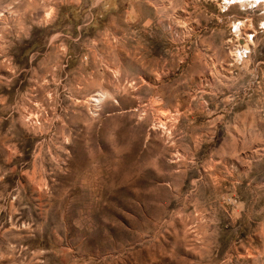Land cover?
Here are the masks:
<instances>
[{"label":"rangeland","instance_id":"rangeland-1","mask_svg":"<svg viewBox=\"0 0 264 264\" xmlns=\"http://www.w3.org/2000/svg\"><path fill=\"white\" fill-rule=\"evenodd\" d=\"M0 264H264V0H0Z\"/></svg>","mask_w":264,"mask_h":264},{"label":"bare ground","instance_id":"bare-ground-1","mask_svg":"<svg viewBox=\"0 0 264 264\" xmlns=\"http://www.w3.org/2000/svg\"><path fill=\"white\" fill-rule=\"evenodd\" d=\"M102 98L101 99H97V101L101 102Z\"/></svg>","mask_w":264,"mask_h":264}]
</instances>
